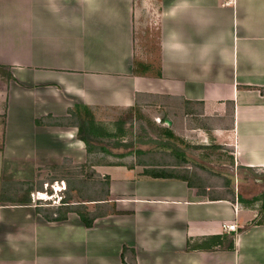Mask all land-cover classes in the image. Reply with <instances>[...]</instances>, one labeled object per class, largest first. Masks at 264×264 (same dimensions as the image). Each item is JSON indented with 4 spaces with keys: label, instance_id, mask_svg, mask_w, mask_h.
Wrapping results in <instances>:
<instances>
[{
    "label": "crops",
    "instance_id": "0c3cea01",
    "mask_svg": "<svg viewBox=\"0 0 264 264\" xmlns=\"http://www.w3.org/2000/svg\"><path fill=\"white\" fill-rule=\"evenodd\" d=\"M174 103L198 106L197 129L238 165L264 169V0H0V180L90 163L108 185L83 203L111 205L86 227L1 202L0 264H264V221L238 193L144 173L187 169L176 163L93 162L77 137ZM167 120L169 136L195 127Z\"/></svg>",
    "mask_w": 264,
    "mask_h": 264
},
{
    "label": "rangeland",
    "instance_id": "374dc122",
    "mask_svg": "<svg viewBox=\"0 0 264 264\" xmlns=\"http://www.w3.org/2000/svg\"><path fill=\"white\" fill-rule=\"evenodd\" d=\"M198 109V106L174 103L165 108L128 110L120 114L114 112L108 117L111 118L108 120L110 122H105V117L103 121L97 120V123L94 120L90 125L95 127H87L83 132L90 137L95 147L91 161L108 164L160 161L168 166L180 162L196 183L207 186V190H204L210 196L234 198L235 193H240L248 201L260 198L259 195L264 191V177L257 174L261 170H249L238 165L231 148L215 144L208 134L206 136L197 129L196 126L208 128L207 121L199 116ZM165 119L178 122L187 120L190 126L195 127H178L180 131L175 136H169L165 132L168 129ZM102 123L109 126L99 127ZM51 166H44L38 171L34 182L40 189L30 193L31 203L47 212L55 208L53 203H57L61 197L80 203L99 199L106 191L100 174L91 168L90 163L74 164L65 160L60 167ZM165 169H168L167 166ZM227 179H231L229 186H226ZM40 193L46 197H39ZM18 197H22V194H18ZM262 202V199H258L250 206L260 213ZM97 205L96 212L111 208L110 204ZM255 221H264V217L260 215Z\"/></svg>",
    "mask_w": 264,
    "mask_h": 264
},
{
    "label": "trees",
    "instance_id": "16d2710c",
    "mask_svg": "<svg viewBox=\"0 0 264 264\" xmlns=\"http://www.w3.org/2000/svg\"><path fill=\"white\" fill-rule=\"evenodd\" d=\"M10 77V75H9ZM263 92L262 90H260ZM77 137L81 139L84 142L85 149L87 153H91L94 151V145L91 143L90 137H87L83 134L84 130L87 129V127H76ZM174 166H182V164L176 163ZM51 167H60L59 165H52ZM243 168L254 170V168L251 167H245ZM258 170V169H257ZM144 173L148 174L152 177H162V178H180L187 182L189 186H196L195 182L193 181L192 177L189 175L187 169L183 168H168V169H144ZM257 175H260L261 177H264V169L261 170L260 173ZM56 180V179H55ZM231 183V179L226 180V186H229ZM105 185H108V182L105 181ZM34 181L30 180H0V201L1 202H11V203H31V197L30 193H32L34 190H39L40 187H38ZM42 192V191H38ZM18 194H22V197H18ZM259 197L251 198L250 201L248 199H244V197L239 193L237 195L238 201L241 202L244 205L250 206L254 201L258 199H262V205L260 208V214L264 217V191L259 195ZM71 199L65 200L62 199L61 206H59L56 209H52L50 212L45 211L40 206H36V211L40 213L44 218L47 220H63L66 218L67 212H75L82 223L86 227H91L93 224V221L102 214V211L100 212H91L87 209L85 204L83 202L77 203V204H71ZM263 221H254V224H261ZM241 230V229H240ZM125 251V247H124ZM124 258V252L122 253V259Z\"/></svg>",
    "mask_w": 264,
    "mask_h": 264
},
{
    "label": "built area",
    "instance_id": "2783aa9c",
    "mask_svg": "<svg viewBox=\"0 0 264 264\" xmlns=\"http://www.w3.org/2000/svg\"><path fill=\"white\" fill-rule=\"evenodd\" d=\"M62 199L63 198L61 197L58 201H56L57 203H53L54 204L53 206L61 204Z\"/></svg>",
    "mask_w": 264,
    "mask_h": 264
},
{
    "label": "bare ground",
    "instance_id": "6f19581e",
    "mask_svg": "<svg viewBox=\"0 0 264 264\" xmlns=\"http://www.w3.org/2000/svg\"><path fill=\"white\" fill-rule=\"evenodd\" d=\"M39 197L42 198V197H46V196H45L43 193H40V194H39Z\"/></svg>",
    "mask_w": 264,
    "mask_h": 264
},
{
    "label": "water",
    "instance_id": "95a60500",
    "mask_svg": "<svg viewBox=\"0 0 264 264\" xmlns=\"http://www.w3.org/2000/svg\"><path fill=\"white\" fill-rule=\"evenodd\" d=\"M167 122H169V123H170V121H169V120H167Z\"/></svg>",
    "mask_w": 264,
    "mask_h": 264
}]
</instances>
